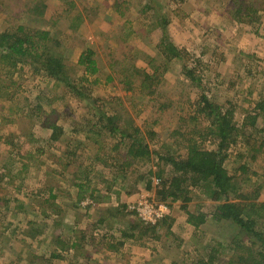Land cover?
I'll return each mask as SVG.
<instances>
[{
	"label": "rangeland",
	"instance_id": "obj_1",
	"mask_svg": "<svg viewBox=\"0 0 264 264\" xmlns=\"http://www.w3.org/2000/svg\"><path fill=\"white\" fill-rule=\"evenodd\" d=\"M117 1L120 7H115ZM4 2H0V33L11 30L15 18L22 24L25 18L39 17L34 6L45 7L44 19L49 23L58 21L53 26L55 33L50 29L52 39L55 43L63 41L68 49L73 46L65 59L68 74L74 81L80 82L83 77L89 82L79 85L80 92L71 94L30 61L20 64L15 71H8L6 65L0 66V80L9 85L0 98V173L1 166L6 165L4 173L13 178V183L5 185L8 189L0 186V264H141L129 252L131 248L127 245L131 243L113 253H110V244L116 239L115 233L132 230L135 225L146 227L139 221L147 214L142 212L145 205L157 208L161 203L157 195L160 178L156 173L161 171L166 180L172 172L170 165L161 159L187 155L188 143L176 141L179 139L176 132L184 133L186 142L189 137L200 143L196 131L209 127L203 116L195 117L200 98L207 97L223 111H234L239 125L248 123L258 113L256 129L264 126V0ZM84 8L94 10L91 13ZM79 10L84 12V24L79 23V30L75 32L70 29V23ZM163 19L169 23L171 42L189 53V65L196 69L200 82L193 84L184 78L177 62L164 70L149 65L153 62L158 67L161 63L156 48L160 37L153 28L152 39H141L136 28L139 25L147 28L153 23L157 26ZM126 22L135 29L130 38L121 27ZM77 32L85 39L74 41ZM85 41L97 50L99 72L95 76L86 75L77 64ZM131 65L150 74L156 72L157 77L164 72L162 81L155 85L156 93L148 94L141 89V76L135 75L133 82ZM11 78L14 83L9 82ZM164 104L172 106L162 107ZM98 111L116 112L124 123L131 121L140 130L150 155L139 158L129 155L130 142H121L119 136H111L109 131L101 129L96 117ZM196 119L204 122H195ZM55 126L62 134L52 141L50 135ZM92 128L96 132L89 134L88 129ZM244 129L248 135L255 133L250 124L244 125ZM8 139L15 145L6 146ZM75 140L82 144L74 143ZM118 142H121L120 148L116 150ZM244 150L243 145H238L233 153L232 149L230 161H238L235 167L246 163L259 175L253 179L264 177L262 153L256 155ZM97 151L107 156L109 165H100L102 171L99 169L106 182L92 177L90 187L86 184L88 188L80 193L73 185L80 183L77 172L88 161L76 160L68 152L82 153L85 157ZM240 153H243L242 159ZM124 161L130 164L128 175L125 180L114 181ZM230 165L232 169L234 165ZM48 175H52L51 180ZM7 177L3 176L5 183H8ZM147 179L152 180L150 189H147ZM15 184L18 190L14 197L31 206L30 209H3L5 200L14 199L13 195L8 196V191ZM124 184L127 189L119 188ZM51 186L54 188L50 189ZM52 195L56 200L50 198ZM190 196L189 210L204 214L207 222L199 228L190 226L181 201L161 203L167 207L164 217L172 219L171 231L168 233L165 224L140 243L134 240L133 247L143 251L142 264H207V260L209 264L211 251H216V257L221 260L213 264H226L231 258L232 252L226 244L239 229L226 221L214 220L213 203L199 188L191 189ZM261 200L264 201V192ZM44 201L58 205L62 213L54 214L50 210L44 213L40 205L46 207L48 204ZM153 235L162 241L147 239ZM60 237L65 243L57 245L54 242ZM141 243L146 249H141ZM73 244L80 247L71 248ZM147 250L154 254L145 256ZM55 254L61 258L55 260Z\"/></svg>",
	"mask_w": 264,
	"mask_h": 264
},
{
	"label": "trees",
	"instance_id": "obj_2",
	"mask_svg": "<svg viewBox=\"0 0 264 264\" xmlns=\"http://www.w3.org/2000/svg\"><path fill=\"white\" fill-rule=\"evenodd\" d=\"M2 1L4 2L5 0H0V2ZM14 6H16V4ZM115 7H120L119 1H117ZM78 8L79 7H76V9ZM44 9L45 7L41 5L34 6V10L39 17L34 16L35 18H25L26 22L22 24H19L18 18H15L16 22L11 24L12 29H7L5 32L3 31L0 33V66L6 65L8 71H15L20 64L30 61L34 67H38L43 71L47 78L53 80L57 84L59 83L58 85L60 86H64V88H66L71 94H76L81 91L80 86L86 85L89 81L87 78L85 79L82 77L81 81L77 82L72 79L73 76L68 74L65 59L69 50L71 48V51L73 50V46L68 49L64 46L63 41L55 43V39H52V35L55 33L53 31V26L57 25L58 21L49 23L44 19ZM84 10L92 13L94 9L84 8ZM83 13L84 12L79 10L78 13H74L75 15L73 14L74 19L70 23V29L72 31L76 32L79 30V23L82 25L84 24V21L82 20L84 17ZM106 18L109 21V17L107 16ZM49 24L51 25L49 26ZM168 24V21L163 19L158 22L157 26L153 23L152 26H148L147 28L140 25L136 28L140 32L138 36L141 39H152L151 32H153V28L160 37L156 48L157 52L160 54L161 63L158 67H155V63L153 62H150L149 65L156 68V70H164L166 68L168 69L167 66L170 63L173 62L174 64L177 62L181 65L184 78L193 84L200 82V79L197 77V72L195 71L196 69L189 65V53L171 42ZM121 27L126 30L125 32L127 35L125 36H129V38L132 37L131 32L135 30L134 27L130 26L127 22ZM134 34H136V32H133V35ZM83 36L77 32L74 41H82V39H85ZM85 42L86 45L83 47V51L79 56L77 64L79 68L84 70L86 75L95 76L99 72L98 60L95 58L97 50L94 49V47H90L88 41ZM108 42H110V40H108ZM153 59L157 60V58ZM193 62L195 61L193 60ZM131 71L133 72L132 75H134L132 77L133 82L135 75L142 77V90H147L148 94L156 93L157 87L155 85L162 81L161 78L164 72L157 77L156 72L150 74L146 71L135 68V66L132 65ZM9 82L14 83L15 81L11 78ZM8 88L9 85L7 81L0 80V98L4 95L2 93L3 90H7ZM81 94L82 93H80V95ZM94 104L97 106L96 102ZM165 105L166 104L162 105V107L172 106L170 104L167 106ZM198 105L199 109L196 110L197 115L195 117L198 118L199 115L203 116L207 121L205 123H209V127L207 129L196 131L199 132L197 135L201 140L200 143L192 141L189 137L188 142H186L187 139L184 137V133L176 132L179 135V139H175L176 141L185 142L186 144L188 143L187 155L183 158L168 156L161 159L170 165L172 172L170 176L166 177V180L163 179L164 175L161 171L156 173L157 178H160L158 184L159 191H157L159 201L164 204H169L168 200H171L172 202L181 201L183 210L188 214L189 224L193 225L195 228H199L207 222V219H205L206 217L201 213H193L187 206V203L192 200V197L190 196L191 189L199 188L201 194L213 203L215 208L213 214L214 220L216 222L226 221L231 226H236L239 229L235 237H232L231 240L227 242L228 244H226L232 252L231 258L226 264H264V201L261 200L264 192V177L257 178L259 181L253 179L259 175L256 171L250 169L246 163H243L239 167H235L238 161H230V151L233 149L234 151H232V153L235 152L238 145H243L245 147L244 151L247 150L256 155L262 153L264 156V150L262 151V149H264V141H261V139L264 138V126L260 129H256L255 121V118L257 119L260 114L254 113L248 123L245 122L244 124L239 125L240 123L235 121L234 111L231 109L223 111L205 96L200 98ZM258 106L262 107V105ZM98 112L99 113H96V117L98 123L102 125L101 129L109 131V135L111 136H119L122 138L121 142L124 140L130 142L128 147L129 155L134 158L150 155V151L144 143L143 137L140 135V130L134 127L133 123H130L131 121L124 123L123 118L116 112L112 114H108L107 111H104L103 113L100 111ZM195 117L192 119L194 120ZM198 121L202 120L196 119L195 122ZM247 124H250V126L255 129V133H251L250 135L247 134L244 129V125L246 127ZM85 130H87V128ZM93 132H96L94 128L88 129L89 134H92ZM88 133L86 132L85 134ZM61 134L62 131L55 126L52 129L50 138L52 141L57 140ZM182 138L184 139L182 140ZM5 143L6 146L9 144H11L10 146H13L14 144L12 143V139H8ZM74 143L79 145L82 144L78 140H75ZM120 143L118 142L115 145L116 150L120 148ZM39 151L42 150L40 149ZM98 152L99 151H97V153L90 152L88 155H85V157L82 153L81 155H77L78 153L76 152H68L69 156L76 160L77 158H85V160L88 161V163L85 162L86 166L84 169L81 168V170L77 172L80 174L79 177H81V180L79 181L80 183L76 182L73 185V189H79L80 193L90 187L92 177L95 181L102 180V182H106L103 177L104 174L99 172V169L102 171L100 165H109L107 156L105 158L104 155H100ZM108 155H110V153H108ZM239 157L242 159L243 153H240ZM230 164L234 165L232 169L229 168L231 166ZM129 167L130 164L128 162L124 161V163H121L119 165L120 174L115 176L114 181L117 179L119 182L120 179H124L128 175ZM2 168L3 170L0 174L7 177L6 173H4L7 166H1V169ZM52 172L54 171L49 173ZM3 176L1 177L0 175V182L2 181L0 186L1 188L8 189L5 185L8 186L13 183V178L8 176V183H5L6 181ZM48 176L51 180L52 175ZM76 180L78 181V178ZM146 181L147 189H150L152 180L147 179ZM20 184L23 185L22 180ZM86 184L88 186L87 188L85 187ZM49 188L51 189L54 187L51 186ZM119 188L127 189L128 187H125L124 184ZM17 190L18 187L15 184V187L8 191V196L11 197L13 195L12 197L14 199H7L4 201V210L21 208V210L26 211L31 208V206L25 204V202L23 203V201H19L18 198L14 197ZM46 191L47 189L45 192ZM50 198L56 200L57 197L52 195ZM79 199L82 200L83 198L79 197ZM31 201L33 202L32 196ZM44 203L48 204L45 205L46 207L40 204L44 213H47L49 210L54 214L62 213L58 205H55L54 203L49 204V201H44ZM123 208L126 209V207ZM168 219L170 222H168ZM139 221L142 225L146 226H141V234L144 236L137 235L139 238L147 236L150 232L153 234L156 233V231H158L157 228H160L165 224H167L168 233H170V228L173 223L172 219L169 217L158 221L154 226L153 224H146L141 220ZM138 227L139 226L135 225L132 228ZM132 231L135 232L134 229H132ZM123 234H125V232ZM123 236L125 237L126 234ZM61 238L62 237L56 239L54 243L57 245L65 243ZM149 238L151 240L154 238L159 240V242L162 241V239L156 235H153V237L150 236ZM75 245L80 247V244ZM75 245L73 244L71 248ZM53 258L58 260L61 258V255L55 254ZM209 260V264H213V262L217 261L221 262V260L216 257V251H211V253H209ZM205 262L208 264L209 261L207 260ZM75 263L79 264L78 262ZM199 263L205 264L203 262Z\"/></svg>",
	"mask_w": 264,
	"mask_h": 264
},
{
	"label": "crops",
	"instance_id": "obj_3",
	"mask_svg": "<svg viewBox=\"0 0 264 264\" xmlns=\"http://www.w3.org/2000/svg\"><path fill=\"white\" fill-rule=\"evenodd\" d=\"M188 224H189V222H188ZM190 226H193V225H191V224H189ZM139 227L138 228H132V229H134L135 230V232H133L132 230H126V231H121V233H119V234H117V233H115L114 234V236L116 237V239L115 240H112L114 243H112L111 242V244H110V249H111V251L112 252H110V253H113V252H118L119 250H118V248H121V247H124L126 244H128V243H131L130 245H127V247L128 248H131L130 249V253L132 254V255H134L133 257H134V259L135 260H138V261H140L141 262V264H142V262H144L145 261V259H142V257H141V255H143V251H141V250H139L137 247H133V244H135V243H133L134 242V240L135 241H137L138 243H140L141 242V240H143V239H145L146 238V236L145 237H143V238H139V237H137V235H142V236H144L143 234H141L142 233V230L141 229H139V228H141V225H138ZM194 227V226H193ZM125 232V234H126V236L124 237L123 235H125V234H123ZM140 232V233H139ZM127 236H130V237H127ZM111 238V237H110ZM148 240H151V239H149V238H147ZM109 240V239H108ZM152 242V241H151ZM125 244V245H124ZM140 246V245H139ZM141 249L143 248V249H146V247H143V243H141ZM109 249V250H110ZM148 253L149 254H154V252H152V251H150V250H147V253L146 254H144L145 256H147L148 255Z\"/></svg>",
	"mask_w": 264,
	"mask_h": 264
},
{
	"label": "built area",
	"instance_id": "obj_4",
	"mask_svg": "<svg viewBox=\"0 0 264 264\" xmlns=\"http://www.w3.org/2000/svg\"><path fill=\"white\" fill-rule=\"evenodd\" d=\"M143 213H147L145 217H142V220L146 224H156L158 221H161L164 219L167 213V207L164 204H159V206L156 208L153 205L146 206Z\"/></svg>",
	"mask_w": 264,
	"mask_h": 264
}]
</instances>
